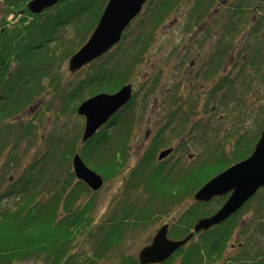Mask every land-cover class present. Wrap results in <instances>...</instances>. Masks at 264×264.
I'll use <instances>...</instances> for the list:
<instances>
[{"label": "trees", "instance_id": "16d2710c", "mask_svg": "<svg viewBox=\"0 0 264 264\" xmlns=\"http://www.w3.org/2000/svg\"><path fill=\"white\" fill-rule=\"evenodd\" d=\"M29 1L4 0L0 7V264H139L120 252L129 233L191 201L167 223L169 238H187L228 198L196 203L195 193L254 152L264 129V0H147L119 44L70 79L61 68L87 43L108 0H63L36 15L26 9ZM188 1L181 29L187 42L172 53L177 63L148 72L159 29ZM12 15L13 24L7 21ZM131 84L132 100L84 143L81 103ZM153 96L164 120L126 171L136 113ZM221 110L235 119L255 112L256 131L233 130L217 116ZM167 135L177 138L174 145L164 141ZM39 144L46 145L43 152L36 151ZM171 146L169 158L192 146L195 160L185 163L180 155L158 162L157 153ZM75 154L104 184L122 180V199L102 219L97 191L72 171ZM162 264H264V189Z\"/></svg>", "mask_w": 264, "mask_h": 264}, {"label": "water", "instance_id": "95a60500", "mask_svg": "<svg viewBox=\"0 0 264 264\" xmlns=\"http://www.w3.org/2000/svg\"><path fill=\"white\" fill-rule=\"evenodd\" d=\"M63 0H32L27 4V9L34 15L41 14L46 9L56 6ZM147 0H108L95 30L89 36L78 52L69 58L68 69L72 74L89 65L91 62L109 52L119 44L123 33L129 24L138 17ZM134 86L124 85L115 93L92 96L78 107V115L86 120L82 140L89 141L99 128L106 124L111 117L123 109V106L132 100ZM253 154L248 159L239 161L228 169L218 173L210 179L194 195L196 202L209 203V201L227 196L224 205L210 218H202L195 224L193 232L181 240L168 238V225H162L157 234L152 238L150 245L140 249L139 264H162L179 251L182 246L191 241L194 235L207 231L214 226L231 218L241 210L257 191L264 189V129L258 140ZM168 148L160 152L158 159L164 160L172 153ZM72 168L77 180L84 182L96 192L103 184L101 175L89 169L76 154L72 159Z\"/></svg>", "mask_w": 264, "mask_h": 264}, {"label": "rangeland", "instance_id": "374dc122", "mask_svg": "<svg viewBox=\"0 0 264 264\" xmlns=\"http://www.w3.org/2000/svg\"><path fill=\"white\" fill-rule=\"evenodd\" d=\"M2 3L3 2L0 0V7H1ZM190 5H191V1H188L186 3V5L184 4V6L179 8L180 11L178 10L176 15L172 16L169 19L167 26L159 29V31L157 33L158 34L157 40H158V44H159L158 45L159 50L154 51V54H150V55H154V56H151L149 58L148 63H147V65H148L147 68L149 67L148 72L151 71V69L155 68L156 64L164 65V64H176L177 63V58H176L177 53H174V54H172V53L177 48L180 50L182 49L181 42H183V43L187 42L185 39L182 38L181 29L185 23L184 17H185V14L188 13L186 11L189 9ZM0 17H1V15H0ZM177 19L180 20V22L182 23L178 27H177V23H176ZM7 21H9L10 23L13 24V23H16V18L8 17ZM65 39L67 41L70 40L69 35H66ZM168 41H169V44H167ZM183 47H187V45H184ZM206 47L207 46H204L203 49H205ZM68 63H69V61L66 64L64 63L61 69H62V72L64 74V77L67 79H70L71 76L76 75L78 72L75 74H72L71 71L68 69ZM86 67H88V66H86ZM86 67H83L82 69H84ZM172 68H173V66H171V67L169 66L167 71L170 72L172 70ZM83 75H84V72L82 71L80 76H83ZM202 99L200 100V102H199L200 105L197 108V113H199L197 116H199V117H202L204 115L201 111ZM148 104H149V107L147 109H145V111H141V109H139L138 112L136 113V117L138 119L136 120V125L134 126L135 127L134 135L132 136V140L130 141L131 149H130L129 155L127 156L128 163H127L126 168H125L126 171L131 169V167L134 164H136V161L138 160V158H140V156L147 149V148L146 149L144 148L145 149L144 151L143 150L139 151V149H140L139 146H141V144L144 143V141H145V133L148 130H150V131L155 130L156 131V129H158V127H160L159 126L160 122L162 120H164V116H165L164 112H161V109H162L161 100H159V98H156V96H153L152 98H149ZM140 107H142V106H140ZM254 113H252V114H254ZM33 114H34V112L32 111L31 114H29L28 116H26L24 118L31 119V116ZM231 114H232V112H227V111L224 112V110H221L217 116H220V120L223 118V121L225 123L229 124L230 127L234 128L233 130L237 129L238 131H240L242 133H243V131L247 132L249 130H251L253 132L256 131L255 124L251 120L252 114L246 118L245 117L238 118L236 115V119L233 118V116H232L233 114L232 115ZM236 114H238V113H236ZM207 116L211 117V113L209 111L207 112ZM239 119L241 122H243V121L244 122L239 123L238 122ZM82 120H84V119H82ZM84 123H85V120H84ZM236 123H238V124L236 125ZM48 126L49 125H45V127H48ZM40 132H44L43 128ZM83 133H84V131H83ZM165 140H167V143L169 146V145H174L177 138H174V136H172V135H167V137L164 138V141ZM231 141H233V139ZM148 142L146 143V145L148 144ZM172 147H175V146H172ZM45 148H46V145L44 146V145L39 144L36 151L37 152H43V150H45ZM33 150H32V152H33ZM195 151H196V149L192 150V146L190 147L189 151H186L185 153L183 151H181V149H178L176 151V153L173 154V158H169V160H176V158H178L180 155H182L181 159H183L185 161V163H187V158H189L190 161H193V160H195L194 157H196ZM189 152H191V153H189ZM78 153H79V151H78ZM157 155H158V153H157ZM31 158H32V154L30 155V157L23 159L22 168L27 165V163L30 161ZM157 161L159 162V160H157ZM3 162H0V164L2 165ZM191 163H193V162H191ZM17 174L15 172H13L12 175L17 176ZM121 186H122V180L117 178L111 182H107L106 184L103 185L102 188L97 190V196H96V201L98 204L97 209H96L97 210V216H98L97 218H99V219L104 218L105 214H107L109 208L114 206L118 199H120V198L122 199L123 189ZM190 202L185 201V202H182L179 206H175L173 211L169 215L161 216V219H159V221L156 224H154L153 226H150L148 229L139 228V230L132 232V233H129V235L125 239L126 241L124 242V244L122 245V247L120 249V252L127 253L128 255L132 254V255L138 257V253L140 252V249L142 247H144L148 241H150V237L151 238L153 237V235L159 229L160 225L163 223H170L172 220H176V218H178L179 214L183 213L184 210L189 207ZM162 220H163V222H161ZM120 252L117 253L116 256L119 255ZM107 263H110V262H107Z\"/></svg>", "mask_w": 264, "mask_h": 264}, {"label": "flooded vegetation", "instance_id": "af4514ba", "mask_svg": "<svg viewBox=\"0 0 264 264\" xmlns=\"http://www.w3.org/2000/svg\"><path fill=\"white\" fill-rule=\"evenodd\" d=\"M1 1H2L3 4H4V0H1ZM31 1H32V0H31ZM29 2H30V1H29ZM29 2H27L26 5H25V6H26V9H27V4H28ZM18 12L21 13V12H22L21 9H18ZM11 17H13V15H12ZM157 132H158V131H157V129H156V131H155V130H154V131H150V130H148V131L145 133V141H144V143L141 144V146H139V147H140L139 151H141V150L144 151V150L147 148V145H148V144L146 145V143H147L148 141L151 142V141L153 140V138L156 136ZM151 134H152V135H151ZM149 142H148V143H149ZM145 145H146V146H145ZM171 147H172V146H171ZM144 148H145V149H144ZM143 151H142V152H143ZM139 156H140V155H139ZM166 160H167V158H166ZM166 160H164V161H166ZM160 162H162V161H160ZM129 167H130V166H129ZM129 167H128V168H129ZM227 196L229 197L230 194L227 195ZM161 225H162V224H161Z\"/></svg>", "mask_w": 264, "mask_h": 264}]
</instances>
